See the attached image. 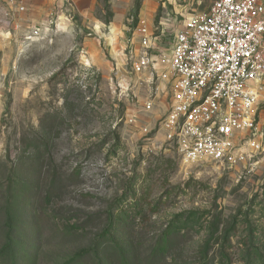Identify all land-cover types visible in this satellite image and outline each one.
Returning <instances> with one entry per match:
<instances>
[{
    "label": "rangeland",
    "instance_id": "obj_1",
    "mask_svg": "<svg viewBox=\"0 0 264 264\" xmlns=\"http://www.w3.org/2000/svg\"><path fill=\"white\" fill-rule=\"evenodd\" d=\"M213 1L24 0L0 16V248L17 221L14 264H264V152L250 171L182 162L165 94L131 69L138 27L168 35ZM256 117L264 131V95ZM110 239L130 260L100 255Z\"/></svg>",
    "mask_w": 264,
    "mask_h": 264
},
{
    "label": "built area",
    "instance_id": "obj_2",
    "mask_svg": "<svg viewBox=\"0 0 264 264\" xmlns=\"http://www.w3.org/2000/svg\"><path fill=\"white\" fill-rule=\"evenodd\" d=\"M23 1L0 0V16L23 12ZM136 34L132 73L169 102L160 123L164 142L182 162L250 171L264 152L256 117L264 95V0H214L180 30L165 35L141 26Z\"/></svg>",
    "mask_w": 264,
    "mask_h": 264
},
{
    "label": "trees",
    "instance_id": "obj_3",
    "mask_svg": "<svg viewBox=\"0 0 264 264\" xmlns=\"http://www.w3.org/2000/svg\"><path fill=\"white\" fill-rule=\"evenodd\" d=\"M16 178L17 180H19L21 182V178H19L16 174ZM32 184V183H31ZM56 184H58V186H62V182H58V179H54V176H52L49 180V185H48V190L50 191V189L52 190V188H54V186H56ZM49 191H47L48 196L47 197V201L50 199V193ZM26 195H22L21 197L26 198ZM30 201L29 204L30 206L31 203H33V198L29 197ZM18 223L17 221L13 222L10 221V218H7V223L5 224V235H4V244L1 246L0 248V264H14L11 260V252L13 251V245L14 242L17 239V227H18ZM112 240H100L98 243H96V249L100 252V255H114L117 256V254H119V256L121 257L122 260L127 262V259L130 260L129 254L125 251V249L122 251H120L118 248L113 247V245H111ZM111 252V253H110ZM119 257V259H120Z\"/></svg>",
    "mask_w": 264,
    "mask_h": 264
}]
</instances>
